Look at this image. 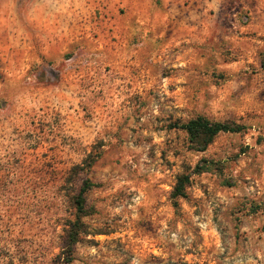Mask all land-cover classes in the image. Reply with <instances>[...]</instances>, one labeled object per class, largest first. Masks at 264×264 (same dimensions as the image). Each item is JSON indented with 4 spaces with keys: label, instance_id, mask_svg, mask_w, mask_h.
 <instances>
[{
    "label": "rangeland",
    "instance_id": "obj_1",
    "mask_svg": "<svg viewBox=\"0 0 264 264\" xmlns=\"http://www.w3.org/2000/svg\"><path fill=\"white\" fill-rule=\"evenodd\" d=\"M122 4L0 0V264H65L84 179L70 264H264V0Z\"/></svg>",
    "mask_w": 264,
    "mask_h": 264
},
{
    "label": "trees",
    "instance_id": "obj_2",
    "mask_svg": "<svg viewBox=\"0 0 264 264\" xmlns=\"http://www.w3.org/2000/svg\"><path fill=\"white\" fill-rule=\"evenodd\" d=\"M183 130L188 136V142L191 149L196 151H204L206 147L212 143L213 139L219 133H238L244 130V126L234 122H218L212 121L203 115H197L189 119L187 122L177 124L176 126ZM94 160L83 162V166L90 167ZM81 166V168L83 167ZM205 166H196L193 173H200L205 170ZM190 183V174H180L176 177L175 184L171 192L173 199V207L178 208V199L186 198V187ZM95 187L89 179L82 181V186L77 193H74L69 198V206L74 210V219L67 220L66 225V238L65 249L63 250L62 263L70 264L72 261L73 246L79 241L81 233H89L84 224L81 223L80 218L85 216V194L86 192Z\"/></svg>",
    "mask_w": 264,
    "mask_h": 264
},
{
    "label": "crops",
    "instance_id": "obj_3",
    "mask_svg": "<svg viewBox=\"0 0 264 264\" xmlns=\"http://www.w3.org/2000/svg\"><path fill=\"white\" fill-rule=\"evenodd\" d=\"M123 4L125 7H127V9L129 8V13H131L132 8L133 14H138V16L140 15H148L150 14L151 10H154V12H156L157 10L161 13V9L160 7H162V3H164V8L166 10V14H165V18L168 19V17L170 16V18H174L175 21H173L172 19H170L171 22L173 23H177L178 19H181V22H183L184 17L182 16H178L176 13L173 12L174 9L178 8L176 5L177 4V0H122ZM173 13H170V12ZM128 12V11H127ZM177 15V16H176ZM155 25V24H154ZM156 27V26H155Z\"/></svg>",
    "mask_w": 264,
    "mask_h": 264
}]
</instances>
